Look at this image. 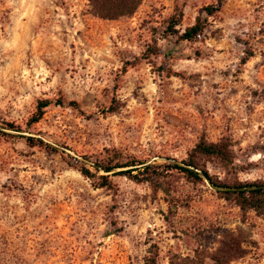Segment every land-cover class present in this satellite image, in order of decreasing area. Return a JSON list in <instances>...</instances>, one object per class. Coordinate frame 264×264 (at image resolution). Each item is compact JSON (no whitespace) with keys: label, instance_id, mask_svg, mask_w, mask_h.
<instances>
[{"label":"rangeland","instance_id":"1","mask_svg":"<svg viewBox=\"0 0 264 264\" xmlns=\"http://www.w3.org/2000/svg\"><path fill=\"white\" fill-rule=\"evenodd\" d=\"M200 14L204 34L181 39ZM41 99L53 102L35 122ZM0 129V264H218L228 246L225 264H264V213L209 181L101 186L86 163L118 148L163 166L225 139L234 163L211 173L263 181L264 0H143L117 20L88 0H0Z\"/></svg>","mask_w":264,"mask_h":264},{"label":"trees","instance_id":"2","mask_svg":"<svg viewBox=\"0 0 264 264\" xmlns=\"http://www.w3.org/2000/svg\"><path fill=\"white\" fill-rule=\"evenodd\" d=\"M90 12L101 19L117 20L123 17L133 15L143 0H88ZM220 10V6L210 4L204 7L203 11L207 16L214 15ZM183 11L172 16L173 24H178L183 18ZM207 18L198 15L193 25L186 27L184 32L179 35L183 40H197L204 34L206 30ZM53 101L51 99H41L38 103L37 113L33 117V121L38 122L43 114L44 109ZM56 102L64 104V100L57 99ZM71 105L78 106L76 101H71ZM12 131H17L14 123H4ZM0 132H3L0 129ZM27 140L33 145L49 144L54 150L56 145L47 142L44 138L35 136H26ZM165 165H155L152 161L139 160L135 157L126 155L118 148L105 149L94 161L86 160L97 172L103 170L105 174L100 175L103 179L101 186H108L111 183V175H124L137 181H151L159 175H163L165 171H176L183 174L189 181L207 180L217 189V191L225 198L233 199L242 209H254L260 213H264V180L240 181V180H222L211 173L209 164H219L225 168H230L234 163L233 150L228 140L221 139L219 141H210L205 137H201L195 146L188 152L187 157L181 161L177 159L167 158ZM164 170H161V168ZM80 172L88 177L92 176L89 167L82 166ZM228 252H233L225 260L218 264H225L227 261L238 257L234 253L232 246L227 247ZM216 258V257H215ZM218 258V257H217ZM156 263V258L151 259ZM219 260V259H215Z\"/></svg>","mask_w":264,"mask_h":264}]
</instances>
